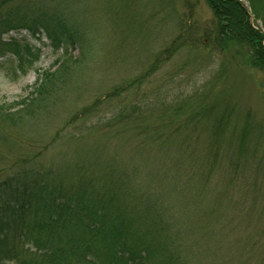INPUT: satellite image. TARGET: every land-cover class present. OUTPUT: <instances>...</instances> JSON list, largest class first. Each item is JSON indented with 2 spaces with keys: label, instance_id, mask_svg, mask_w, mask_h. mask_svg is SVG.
Returning a JSON list of instances; mask_svg holds the SVG:
<instances>
[{
  "label": "trees",
  "instance_id": "obj_1",
  "mask_svg": "<svg viewBox=\"0 0 264 264\" xmlns=\"http://www.w3.org/2000/svg\"><path fill=\"white\" fill-rule=\"evenodd\" d=\"M69 1L73 2L0 0V59L11 55L21 74L38 63L40 49L22 40L4 39L8 33L21 30L35 39H46L53 54L60 52L48 70L36 69L35 86L27 97L0 106V139L6 144L5 150L0 151V264H189L181 244L182 227L175 223L181 219L185 204L190 201L184 202L175 195L177 203L168 204V198L174 194L168 193L165 187H172L175 194L179 189L180 195L183 187L190 188L192 173L183 170L182 163L195 164L196 159L185 150L166 159L162 149L169 140L177 141L180 148H185L182 132L188 129L197 136L203 125L210 123V141L202 154L206 165L202 176L207 182L213 165L220 164L224 158L223 152L231 161L230 146L235 145L239 154L246 145L257 147L264 137L263 130L250 120V112L246 113L238 133L227 130L235 105L227 103L226 98L203 102L191 96L184 103L167 104L166 97L150 95L141 99L148 101L147 106L143 104L144 110L136 104L140 86L163 62L180 50L205 45L189 39L185 30L156 55L145 74L117 87L106 97L109 100L112 95L118 97L126 93L125 98H131V104L136 105L129 103L131 107L126 106L127 100L110 118L108 125L90 126L91 131L102 130L104 133L100 136L116 148H127L123 138L128 134L133 139V143H129L132 149L129 154L143 158L141 167L134 165L127 169L122 161L117 163L113 159L102 162L104 150H99L101 148L86 149L73 161L62 157L64 159L58 165L40 161L50 143H38L35 153L14 154L12 149L17 144L5 135L4 129L23 132L32 118L47 111L49 94L60 79L59 75L68 76L70 66L82 60L85 33L71 22V15L67 13ZM204 1L213 19L203 37H209L223 54L236 50L248 71L260 73L256 83L263 95L264 0ZM60 4H66L65 11ZM78 45L82 47L80 56L72 58L69 49ZM229 64L226 65L230 67ZM99 102L82 107L56 131L53 141L61 132L73 139L71 124L79 116L100 111ZM158 106L160 111L152 110ZM228 131L230 135L226 141ZM248 146L247 151L251 152L249 149L253 147ZM158 156L166 159L164 166ZM244 159L245 156L242 166ZM259 166L257 171H264L262 156L257 168ZM148 171H153V177L160 176V179L149 180L146 178ZM140 174L145 178L143 189L138 190L133 176ZM195 206L198 211L199 201H195ZM184 229L185 232L193 230L190 227ZM251 240L253 237L246 240V248L253 246L248 245L253 244Z\"/></svg>",
  "mask_w": 264,
  "mask_h": 264
},
{
  "label": "rangeland",
  "instance_id": "obj_2",
  "mask_svg": "<svg viewBox=\"0 0 264 264\" xmlns=\"http://www.w3.org/2000/svg\"><path fill=\"white\" fill-rule=\"evenodd\" d=\"M69 3L67 13L71 15V22L85 33L82 60L70 66L68 76L59 75L60 79L50 91L47 111L32 118L23 132L4 129L5 135L17 144L12 149L14 154L35 153L38 143H50L40 161L58 165L63 161L62 157L73 161L75 156H82L83 151L101 148L99 150H104L102 162L113 159L117 163L122 161L127 169L134 165L141 167L143 158L129 154V143H133V139L128 134L123 138L127 148H116L100 136L104 133L101 129L94 126L102 132L91 131L90 126L108 125L110 118L124 107L127 100L125 105L131 107L132 99H126V93L118 97L112 95L109 100L106 97L117 87L145 74L156 55L185 30L189 39L205 45L199 43L195 49L180 50L163 62L140 86L136 104L144 110L148 101L142 102L141 99L150 95L166 97L167 104L173 101L184 103L191 96L203 102H209L211 98L217 101L226 98L227 103L235 105L227 130L238 133L246 120V113L250 112V120L261 126L264 133V94L256 83L261 75L248 71L236 50L223 54L209 41V37H203L204 30L210 29L213 19L204 0H73ZM60 7L65 11L66 4H60ZM10 38L40 49L41 55L35 67L24 74L16 70V61L11 55L0 59V106L27 97L35 86L36 69L48 70L60 54H53L46 39H35L25 30L4 36L5 40ZM81 48L78 45L69 49L72 58L80 56ZM228 62L230 67L226 65ZM95 101H100V111L79 116L71 124L73 139H68L66 133L61 132L53 141L56 131L68 119ZM152 110L161 109L158 106ZM200 130L197 136L188 129L182 132L185 148H180L177 141L169 140L162 149L166 159L180 150L190 151L191 157L196 159L195 164L182 163L183 170L192 173L190 188L183 187L180 195L179 189L175 194L172 187L164 186L168 193L174 194L168 198V204L177 203L175 195L184 202L190 201L185 204L181 219L175 223L182 227L184 256L189 264H261V259H264V171H257L260 168L257 166L260 157H264V137L255 148L252 144L246 145L241 154L235 145L230 146L229 157L233 160L226 158L223 152L224 158L220 164L213 165L208 181L204 182L202 171L206 165L202 154L210 141V123L204 124ZM229 135L230 131L224 140ZM3 146L6 144L0 139V151L5 150ZM247 146L253 147L249 149L252 153L247 151ZM159 158L164 166L166 159ZM150 171L146 178L160 179V176L153 177L155 174ZM133 177L137 189H143L145 176ZM195 201L200 204L198 211ZM184 227L193 230L185 232ZM249 237H253V244L248 245L253 246L246 248L244 245Z\"/></svg>",
  "mask_w": 264,
  "mask_h": 264
}]
</instances>
